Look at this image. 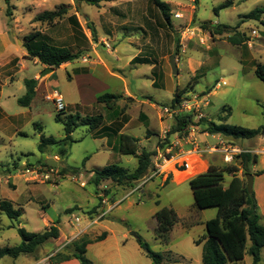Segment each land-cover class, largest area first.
<instances>
[{"label":"rangeland","instance_id":"1","mask_svg":"<svg viewBox=\"0 0 264 264\" xmlns=\"http://www.w3.org/2000/svg\"><path fill=\"white\" fill-rule=\"evenodd\" d=\"M72 1L10 0L11 5L15 7L13 18L10 19L6 15L8 7L6 1L0 0V106L6 112L5 117H0V201H10L16 209L22 210V216L18 222H12L0 212V247H15L21 244L22 238L18 234V227L25 228L28 232L41 233L56 224L61 229L62 239L53 244L55 246L61 244L62 249L65 243L72 242L66 249L68 254H72L73 242L83 237L97 238L101 235V228L104 225L114 231L115 238H111L109 242L112 247L110 249L117 250L115 244L118 243L120 252L133 254L135 251H140L139 264H152L151 259L146 255L145 247L147 246L154 252L178 259L177 261L164 260L163 264H202L203 246L195 244L194 240L206 234L207 230L199 225L191 228L190 223L197 212H205L203 215L206 218L210 215L216 216L217 209L198 210L195 207L189 183L162 187L161 181L157 178L158 175L140 188L146 187L144 195L139 194L140 190L130 194V187L112 181H104L96 186L92 182L93 176L89 171L110 165L122 166L133 171L138 162L133 156H125L112 150L107 145L106 139L97 138L95 131H89L87 127H79L74 132L75 142L65 146V155L61 154L60 149L64 147L61 145L49 147L45 154L39 152L41 131L36 129L35 124L43 126L46 137L52 136L57 140L65 137L64 126L55 120L59 112L53 103L43 99L30 107H23L18 103V99L24 97L27 92L24 80L34 79L37 74L42 75L47 67L30 59L24 60V56L16 52L22 47L18 45L15 37L24 44L25 36L32 32H42L47 28L48 33L61 34V37L54 38L57 43L66 46L74 45L75 42L70 37L71 30L76 36L78 31L71 28L68 21L54 25L34 21L38 14L52 11L62 4H71ZM162 1L172 5L171 26L166 24L161 11L152 0H145L149 28L142 31L129 27L126 31H121L117 40L108 41L111 47L117 49L116 52L115 49L108 51V44L98 38V42L94 43L97 45L98 56L91 54V57H85V54L81 57L82 59L73 62L69 67L56 69L44 77L40 76L39 79L53 77L51 89L62 94L67 104L79 102V96L86 92H90L96 99L106 93L116 94L118 100L115 108H126V114L130 117V122L123 132L137 136L143 143L141 145L149 151L162 150L160 145L164 143L163 139L166 138L175 115L171 119L162 117L161 114L166 107L174 109L172 100L177 88L186 90V93L181 96V105L184 101L195 98L200 100L199 110L188 113L198 117L194 118L195 123L200 118H206L216 124L236 125L248 129L261 127L264 124V83L255 75V69L257 64H264V19L262 21L245 20L243 17L256 8L264 7V0H234L236 2L234 7L220 10L218 15L214 12L215 8L226 0ZM80 7L79 22L83 29L91 34L86 27L85 15L89 16L90 22L92 21L90 17H95L99 11L104 10L84 2L80 4ZM175 13H182L183 17L176 19ZM70 14H73V7L67 17ZM222 24L231 26L232 31L212 37L205 28L206 25L218 27ZM12 25L13 29L10 27ZM9 28L13 43L11 46H8L5 41V33ZM253 31L257 34H253ZM235 33L244 35V45H234L230 42L229 38ZM76 42L79 47L73 49L82 50L81 47H85L80 39ZM137 46L143 51L140 57H145L146 60L151 59L156 64L157 77L160 72L164 77L163 79L158 77L159 87L156 90L145 88L153 97L143 98L154 105H145L143 108L140 104H136L137 99L125 95L122 82L111 77L102 66L94 65V61L104 60L122 68V71L117 69L116 72L125 77L131 91L135 90L136 85L144 83L147 86L149 81L145 76H150L147 66L124 67L125 62L137 52ZM183 49L184 52H182ZM177 50L176 58H180L179 74L173 76L170 58ZM12 54L18 55L24 69L16 70V63L13 62L7 66L9 62L6 58ZM82 60L86 64H82ZM81 66L90 67L93 70L89 75L76 74L77 77H74V69ZM10 76L13 77L12 81ZM80 76L81 78L78 79ZM217 84L219 87L214 89L215 93L212 97L201 102L208 88ZM91 106L87 113L74 110L72 106L67 107L62 117L65 119L67 115L76 113L85 116L108 115L109 111L104 104L95 103ZM225 107L231 109V114L227 120L220 121L219 116L226 117L228 114L223 112ZM141 112L148 117L145 123L139 121ZM179 112L187 114L183 108ZM163 126L165 129L162 130ZM148 130L154 133L153 136L149 135L152 138L149 142L146 140ZM261 137L239 141L244 146L243 149L252 150V154L258 155V162L264 159V150H262L264 140ZM114 140L111 138L112 143ZM239 148L242 147L239 145ZM47 161L58 163L53 172L51 166L48 167ZM256 166L255 170L251 168V174L261 171V164ZM39 167L42 168L40 172L50 174L49 180L35 181L30 174L25 173L26 170L38 171ZM72 169H78V172ZM64 171L65 175H63ZM192 172L193 169H190L187 173L192 174ZM241 173L242 179L247 184L244 172ZM229 177V175L226 176V185ZM82 182L86 183L85 187H81ZM101 195L108 197L110 205L123 198L124 200L117 204L100 223L88 228L89 216L95 214L90 213L101 202ZM167 206L174 208L179 219L171 231V243L168 246L157 238L155 232L157 221L154 217L157 211ZM102 209L106 207L101 202L97 212ZM258 211L260 214L259 207ZM208 213L211 214L207 215ZM76 217L81 218L80 224L75 222ZM261 223L264 225V217ZM81 230L82 232L78 235ZM125 232L128 233L126 239L120 236ZM138 236L145 242L143 247L137 240ZM50 243L44 247L52 250ZM103 249L100 244L93 245L90 255H97ZM41 251L42 248L39 249V253ZM27 256H20L17 263L23 264ZM5 261L8 264L16 260L5 258L2 264ZM238 264H252V257L247 254L244 261ZM260 264H264V248Z\"/></svg>","mask_w":264,"mask_h":264},{"label":"trees","instance_id":"2","mask_svg":"<svg viewBox=\"0 0 264 264\" xmlns=\"http://www.w3.org/2000/svg\"><path fill=\"white\" fill-rule=\"evenodd\" d=\"M5 1L8 6L6 15L11 19L13 18V10L15 7L11 5L10 0ZM73 1L76 12L80 14V4L82 2L100 7L102 3L118 0ZM152 2L161 11L166 24L171 26V7L162 0H152ZM233 5L234 0H226L215 8L214 12L218 15L220 10L228 9ZM72 7L73 6L70 4L56 6L52 11H45L38 14L34 21L47 23L48 25L57 24L67 18ZM263 17L264 7H259L243 18L245 20L262 21ZM67 20L71 27L75 31H78L76 32L78 36L85 38L83 29L76 15L68 17ZM10 27L12 28V26ZM87 28L91 32L92 40L98 42L97 31L94 24L88 22ZM205 28L212 37L229 33L233 29L231 26L225 24L219 25L218 27L206 25ZM229 40L234 45L245 44L243 34L235 33ZM23 47L28 53V58L38 60L47 68L50 67L55 70L59 69L64 64L80 59L84 52L88 51H74L69 47L53 45L42 32H32L25 36ZM177 47L179 48V45ZM174 55L178 56V50ZM133 61L135 63L151 62L139 57H136ZM255 75L264 83V64L256 65ZM24 84L26 85L27 92L24 97L18 99V103L23 107H29L36 95L37 81L35 79H25ZM212 90L213 89H209L207 93L204 94H209ZM184 93H186V90L176 89L172 100L174 109L181 105V96ZM117 100L118 96L110 93L97 97V103L104 104L109 111L106 116L99 114L96 116L82 117L79 114H70L64 119L62 115L65 113L59 112L55 120L63 124L65 137L61 140H57L52 136L46 137L44 134H41L40 144L38 146L39 152L45 154L49 147L53 148L61 145L64 146L60 149L61 154L65 155L66 151L64 148L70 143L75 142L72 134L79 127H87L92 132L100 129L98 132L100 135L107 134V136H111L109 134L113 132V135L118 136L117 151L122 155L135 157L138 162L137 167L133 171H129L122 166L110 165L95 170L92 182L96 186H99L104 181H112L128 188L130 187L131 189L134 188L139 182L148 178L154 170L153 159L157 155V151H149L146 147H142L141 140L133 135L125 133L119 135L121 129L128 123L129 116L126 114V108H115ZM223 112L228 114L226 117L219 116L220 121L227 120L231 114V109L225 107ZM146 119L147 117L144 114H141L139 117V120L144 123L147 122ZM109 121H113V128L106 126V122ZM192 126L203 127V130L210 135L219 134L227 138L231 137L234 140H251L259 136H264V124L257 129H248L236 125L216 124L214 121L206 118H200L198 122L195 123L194 115L178 112L170 130L167 132L166 138L163 139L164 143H162L160 147L165 149L168 144V146H170L172 136L177 135L179 138L188 137ZM35 127L42 132V127L39 124H35ZM146 134L147 139L150 138L148 135H154L151 130H148ZM172 156V154H169L168 158ZM257 163L258 155L245 151L235 155L234 162L231 164L223 168L211 165L205 173L199 174L189 181L195 200V207L198 210L217 209L216 217L206 223V236L196 241L197 245L203 246L202 264H238L244 261L247 254L252 257V264H260L262 250L264 248V225L261 223L262 217L258 211L255 192L249 193L247 184L242 177L239 176L241 170H243L245 177L247 174H251L252 166ZM239 164L242 165L241 168ZM72 170L78 172V169ZM263 172L264 170L254 175L259 176ZM63 175H65V171ZM226 175L231 176L228 185L225 184ZM100 205L101 202L90 214H96ZM0 212L6 215L12 222H18L22 216V210L16 209L10 201L6 200L0 201ZM154 217L157 221V228L155 230L157 238L161 243L168 246L170 244L171 231L179 220L178 215L173 207H164L157 211ZM17 231L22 238L21 244L15 247H0V260L6 257L18 259L22 255L33 254L38 247L44 245L48 241L60 238V230L56 224H53L41 233L28 232L25 228L21 227H18ZM106 235L107 233H103L94 240L89 237H83L73 242L74 250L72 254H56L52 258V261L58 263L75 258L79 260L81 264H93L87 257V246L93 242L104 240ZM137 240L141 247L145 245L141 237L138 236ZM146 255L151 259L152 264H163L164 260L176 261L170 256L167 257L162 253L152 251L148 246L146 247Z\"/></svg>","mask_w":264,"mask_h":264},{"label":"crops","instance_id":"3","mask_svg":"<svg viewBox=\"0 0 264 264\" xmlns=\"http://www.w3.org/2000/svg\"><path fill=\"white\" fill-rule=\"evenodd\" d=\"M235 4H236V2H234V5ZM70 5L73 6V14H70L68 17L76 15V17L78 19L79 14L76 12L74 1H72ZM169 5H170V7H171V9L173 11L172 5L171 4H169ZM234 5L232 7H234ZM97 8H99V10H104V11L103 12L99 11L98 15H95V17H93V16L90 17L91 20H92L90 22L94 23V26H95L96 31H97V39L99 38L100 41H104L105 43L108 44V46H109L108 51L110 49H115V52L117 51L116 48L111 47V45H110V43L108 41L117 40L118 39V34L121 31H126V28H129V27L137 29V30L144 31L149 26V23H148V20H147L148 19V14L146 13L145 0H118V1H113V2L102 3L100 5V7H97ZM85 16L87 17L86 18V20H87L86 27H87V23L89 22V16L88 15H85ZM67 18L62 20V21H60V22L68 21ZM15 19H14V21H15ZM263 19H264V17H263ZM78 21H79V19H78ZM80 25H81V23H80ZM14 27L17 29L16 26H14ZM81 27L83 29L82 25H81ZM12 29H13V25H12ZM72 31L73 30H71L70 37H71V39L73 38V41L75 42V44L72 45V46H66V45L57 43L54 38L56 36L57 37H61V34L58 33V32H54V33L51 34V33H48V29L45 28L42 31V34L46 38H48V41L51 44L56 45V46H60V47H69L71 49H73L74 47L75 48L79 47V45L77 44L76 41L78 39H80L85 44V47H83V48L81 47V49L82 50L84 49L85 51L88 50V52H84V54H83V55L86 54L85 57H91V54H93L95 56H98V52L96 50V46L97 45L94 44V43H97V42H94L92 40V36H91V34H88L87 30L83 29V34H84L85 38H83L81 36H76V34L72 33ZM14 35H15V33H14ZM10 36H11V32H10V28H9V30H7V32L5 33V41H6L8 46H11L13 44L12 43V39H11ZM21 47H22L21 50L20 51H16V52L20 53L22 56H24L23 57L24 60L25 59H30V58H28L27 51H24L25 48L23 47V45ZM103 48H105V47L103 46ZM137 48H138L137 52H135L134 55L125 62L124 67L139 68L140 66H147L149 74H150V76L149 75L145 76V77H147V79L149 81L147 86L144 85V83L141 84L142 86L141 85H136L135 90L131 91L129 89V87H128V82L125 79V77L116 72L117 69L122 71L123 70L122 68H120L118 66L116 67L113 63L110 64V63H108V62H106L104 60H100L98 62L94 61V63H95L94 65L95 66H102L103 70H105L111 77H113V78L119 80L120 82H122V84L124 86L125 95L127 97H131V98L137 99L136 100V104L137 103L140 104V107L143 108L145 105H154L152 102L151 103L147 102L143 98V97H153L152 94H150V92L145 90V88L156 90L157 87H159L158 77L161 78L162 77V73L160 72L158 74V77H157V66H156L155 63H153L151 61V59H149V61H151L149 63H144V62L135 63L133 60L136 57L146 59L145 57H140V55L143 53V51H142V49L139 46H137ZM73 50L77 51V49H73ZM80 59H82V58H80ZM30 60H32V59H30ZM179 60H180V58H179ZM179 60H177V65L180 62ZM6 61L9 62L7 64V66L9 64H11L12 62L16 63V66H15L16 70H20V68L24 69V67H22V65L20 63L21 62L20 58L16 54H12L10 57L6 58ZM33 61L34 62H39L38 60H33ZM117 61L120 62L119 59H117ZM72 63L73 62L68 63V64H64V65H62L60 67V69L61 68H67ZM82 64H86V63H84V61L82 60ZM87 64H88V62H87ZM43 67H45V66L43 65ZM91 70H93V69L90 68V67L88 68L86 66H84V67L81 66V67L75 68L74 69V77H77L76 74H78V75H89ZM178 70H179V68H178ZM40 76H42V75L37 74L35 76V78H34L37 81L36 95H35L34 99L32 100L30 106H32L33 104H36L41 99L51 102L50 100H48V97L54 91H57V90H52L51 87H50L52 85L51 82L53 80L52 79L53 77H48L46 79H43V78L39 79ZM79 78H81V76L78 77V79ZM163 78L164 77H162V79ZM10 79L12 81L13 77L10 76ZM71 79H72V77H71ZM218 87H219V84H217L215 86H212V87H209L208 89H213L212 92H210L209 94H206L203 97V99L201 100V102H203V100H208V98H211L212 95L215 93L214 89H217ZM63 98H64V96H63ZM79 99H80L79 102H74L72 104H67L66 101H65V98H64V101H65L67 107L70 108L72 106V107H74V110L76 109V110L85 111V113L88 112V109L90 108V106L92 104L94 105L95 103H97V99L95 98V96L91 95L90 92H86V93L81 94L79 96ZM138 99H140L141 101L138 100ZM206 104L208 105V101H207ZM76 114H79L80 116L85 117V115H81L80 113H76ZM141 114H144L147 117V115L144 112H141L140 115ZM5 115H6V112L0 106V117L3 118V117H5ZM96 115H99V114H96ZM96 115H89V116H96ZM140 115H139V117H140ZM147 119H148V117H147ZM129 122H130V117H129L128 123L125 124V126L119 132V135L124 133L123 131L127 127V125L129 124ZM112 123H113V121L106 122V126H110L111 128H113ZM40 126L42 127L41 134H44L43 133V126L42 125H40ZM163 129H165V126L162 127V130ZM99 130L94 132L95 136L97 138H99V139H106L107 140V145L112 150H115L116 152H118L117 151L118 136L113 135V132L111 134H109L111 136H107V134H101L100 135V133H98ZM18 133H21V132H18ZM73 134H72V137H73ZM135 137L138 138L137 136H135ZM111 138L115 139L113 143L111 142ZM146 138H147V134H146ZM261 138L264 140V136H262ZM146 140L149 142L150 140H152V138H149V139H146ZM223 141L230 142L231 144H235L236 143L237 144L236 147L239 148V145H240V147H242L241 149L244 148V146L239 143L240 140L229 139V138L224 137V136L219 135V134L210 135L205 130H203V127H198V126H192L190 134L186 138H179L177 135L172 136L171 137V143H170V151H171L170 154L173 155L172 156L173 160H172V162L170 164H166L164 166L163 171L157 177L161 181V186L162 187L170 186V185L181 186V185H183L185 183H189V181L193 177H195V176H197L199 174L205 173L211 165L217 166L219 168H223V167L231 164L233 160H231L229 162H225L224 161V155H222L221 153H213V154H210V153L196 154L194 152L188 153V151H192L197 145L201 149H208V148H211V147L220 146ZM141 146L145 147L143 145H141ZM243 150L253 153L252 150H249V149H243ZM262 150H264V148H262ZM185 161L189 164V166H190L189 169H184L181 166V163L185 162ZM258 164H261V166H262L261 167V171L264 170V159L261 160L260 162H258L256 165H258ZM256 165L252 166V170H255V168L257 167ZM167 167H169L170 169H166ZM190 169H193L192 174H188L187 173V172H189ZM242 171L243 170H241L240 173H239L240 177H242V173H241ZM86 172H88V171H86ZM89 172H91V176H94V171H89ZM81 173H83V172H81ZM229 178H230L229 179V182H230L231 176ZM147 180L148 179L146 178V180L139 182L140 184L136 185L134 188H132L130 190L131 191L130 194L138 186H140V185L143 186L145 183H147L149 181V180L148 181ZM13 181H14V178H13ZM145 192H146V187L144 189H140L139 194L144 195ZM254 192H255L257 203H258V207H259V210H260V215H261V217H264V172L261 175H259V176H255L254 175ZM134 193H136V192H134ZM134 193H132V194H134ZM101 196H103V195H101ZM105 197H107V196H105ZM101 199H102V197H101ZM107 200H108V197H107ZM104 206L107 208L108 204H106ZM167 207H172V206H167ZM203 214H205V212H203V211H200L199 213L197 212V215H195V218L192 219V222L190 223V225H191L190 227L191 228H193V227H195L197 225L201 226L202 228H206V223L209 220H211V219L216 217V216L210 215L211 213H208L207 215H210V216H207L205 218ZM59 230H60V238L57 239V240H51V241L47 242V243L51 242L50 244L52 245V248H53L52 250L48 249L47 247H44V245L47 244V243H45L44 245L38 247L33 254H29L27 256V259H24L23 264H36L39 261L45 260L50 255H54L55 256L56 254H59V253L64 254V255H68V251L66 249L72 242L65 243L64 246L62 247V249H61V246H62L61 244L58 245V246H55L53 244V243H58L62 239L61 229L59 228ZM103 233H107L106 238L104 240L99 241V242H93L92 244H89L87 246V257L92 261L93 264H139L140 263V257H141L140 251H135V253H133V254L120 252L121 250L119 248L118 243L115 244L116 247H117V250H115V249L111 250L110 248H112V247L109 245V242H110L111 238H115L114 237V231L112 229H110L108 226L102 225L101 235ZM127 234H128L127 232L121 233L120 236H122L123 238L126 239L127 238ZM206 234L201 236L199 239L205 237ZM199 239H195L194 240L195 244H196V241L199 240ZM170 243H171V241H170ZM97 244H100V246H102L104 249L101 250L97 255L91 256L90 255L91 247L93 245H97ZM40 248H42V251L39 253V249ZM6 258H9V257H6ZM19 258L18 259H13V260H16V261L12 262V263H8V264H18L17 262H18ZM52 258L49 260V262L51 264H81L80 261L75 259V258H72V259L67 260V261L58 262V263L53 262ZM4 259L5 258L0 260V264H2V261H4ZM173 259L176 260V261L178 260V259H176L174 257H173ZM25 260H27V261H25ZM261 261H262V259H261ZM6 262L7 261H5L4 264H7Z\"/></svg>","mask_w":264,"mask_h":264},{"label":"built area","instance_id":"4","mask_svg":"<svg viewBox=\"0 0 264 264\" xmlns=\"http://www.w3.org/2000/svg\"><path fill=\"white\" fill-rule=\"evenodd\" d=\"M174 17L176 19H181L183 17L182 13H175ZM194 34V33H193ZM253 34H257L256 31H253ZM184 47V45H182ZM184 52V49L183 51ZM177 60H179V58H177ZM48 100H50L54 106L55 109L57 110V112H65L67 106L66 103L64 101L63 96L58 92V91H54L49 97ZM182 108L188 113L190 112H194L195 110H199L200 108V100H197V98L193 99V100H188V101H184L183 104L181 106L178 107V109H172V108H164L163 109V113L161 114L162 117H168V118H173L174 115L176 116L177 113L182 110ZM194 118H198L197 116H194ZM196 153V154H204V153H221L222 155H224V161L225 162H229L231 160H233V157L235 155L241 154L242 152H245V150H241L240 148L233 146L231 143L227 142V141H223L221 143L220 146H216V147H211L208 149H201L198 145L192 150V151H188V153ZM170 146L166 149H157V155L154 157L153 161H154V170H153V174L151 175V177L148 179H152L155 176H158L161 174V172L164 169V166L166 164H170L173 160V157L168 158V154H170ZM181 166L184 169H189L190 166L189 164L185 161L181 163ZM42 168L39 167L38 171L37 170H26L25 173L30 174L33 178V180L38 181L39 179H45V180H49L50 179V174L48 173H43L40 172L39 170H41ZM55 168L51 167V171L53 172ZM147 180V181H148ZM146 182V181H145ZM144 182V183H145ZM81 187H85L86 183L82 182L80 183ZM142 187V185L138 186L132 193L137 192L140 190V188ZM131 193V194H132ZM124 199H121L119 202L110 205L108 203L107 197L102 196L101 202L103 203V205L108 204V207L106 209H102L99 210L96 214L94 215H90L89 219V225L88 228H91L92 226H94L95 224L100 223L104 218L107 217V215L117 206V204L121 203ZM75 222L80 224L81 218L80 217H76L75 218ZM84 230V229H83ZM82 232V230L78 233V235ZM54 255H50L48 258H46L43 261H39L36 264H51L49 262V260L53 257Z\"/></svg>","mask_w":264,"mask_h":264},{"label":"water","instance_id":"5","mask_svg":"<svg viewBox=\"0 0 264 264\" xmlns=\"http://www.w3.org/2000/svg\"><path fill=\"white\" fill-rule=\"evenodd\" d=\"M15 40L16 42L18 43L19 46H22L23 45V42L15 37ZM170 65H171V69H172V74L173 76H176L179 74V70H178V65H177V58L175 55H172L171 58H170ZM55 71L54 68H46L45 71L43 72L42 74V77L50 74V73H53ZM229 139H233L231 137H229ZM47 165L48 166H51L53 168H56L58 166V163L53 161V162H50V161H47ZM242 165L239 164V167H241ZM17 172V171H15ZM246 179H247V188H248V191L249 193H252L254 191V175L253 174H247L246 176ZM132 235H135L134 233H132ZM146 248V247H145Z\"/></svg>","mask_w":264,"mask_h":264}]
</instances>
